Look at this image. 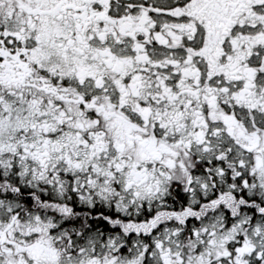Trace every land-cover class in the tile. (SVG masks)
Wrapping results in <instances>:
<instances>
[{"label":"snow or ice","instance_id":"obj_1","mask_svg":"<svg viewBox=\"0 0 264 264\" xmlns=\"http://www.w3.org/2000/svg\"><path fill=\"white\" fill-rule=\"evenodd\" d=\"M0 264H264V0H0Z\"/></svg>","mask_w":264,"mask_h":264}]
</instances>
